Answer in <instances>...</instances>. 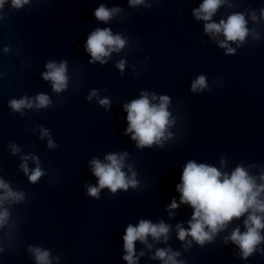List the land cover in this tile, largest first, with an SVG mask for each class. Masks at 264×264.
Wrapping results in <instances>:
<instances>
[{
	"label": "clouds",
	"instance_id": "obj_1",
	"mask_svg": "<svg viewBox=\"0 0 264 264\" xmlns=\"http://www.w3.org/2000/svg\"><path fill=\"white\" fill-rule=\"evenodd\" d=\"M6 0H0V9H3ZM130 7L144 4V0H128ZM225 3V0H203L199 7L194 8L192 16L197 21H203L204 33L211 36L214 40L217 36L223 35L224 39L217 41L218 46L225 49L226 55H235L236 48L230 46L235 43L237 48L242 47L246 43V38L251 34L253 40L259 39V33L256 30L249 29L248 19L242 12H233L226 19L219 22L213 20L218 9ZM29 4V0H11L13 9H21L24 5ZM228 4V7H232ZM123 10L119 7L111 9L100 5L94 12V16L98 21L108 22L114 16L119 15ZM250 19L259 23L264 19V8L260 9L257 16L255 10L249 13ZM0 14V19H3ZM127 44V40L120 34H113L110 28H96L87 37L84 49L90 54L89 63L99 61L101 65L107 61L105 57H109L111 52H119ZM8 51V48H5ZM125 61L121 60L117 63V67L123 72ZM47 69L41 73L42 79L51 81L52 91L59 94L67 88L68 76L67 62L62 61L59 65L55 62L48 61L45 64ZM208 88L207 77L199 75L191 84V91L196 92ZM97 90H93L87 100H91L96 96ZM148 93H142L139 99L133 100L124 105L127 112L128 127L124 135L132 133L131 139L137 142L138 148L151 147L153 144L163 146L161 141L166 138L170 124H174L175 120H170V112L168 105L170 98L167 95L159 97V104H152L148 98ZM157 97L152 95V99ZM98 103L107 108L110 100L105 97L99 99ZM52 104L47 94L39 93L34 98L24 96L23 98L11 99L9 108L13 112L24 113L22 109L35 108L45 109ZM168 133L167 138H171ZM50 133L47 129L41 128L40 138L49 137ZM10 151L16 155L21 149L16 144H10ZM47 147L53 149L58 145L48 139ZM127 152L121 154H109L106 160L109 163H102L98 159L91 160L92 173L98 178L97 186L85 185L86 194L90 197L99 199L102 189H109L111 193H117L118 189L128 190L129 187L135 189L138 181L135 179V173L129 178L122 171L124 167ZM19 165L20 171L27 177L30 184L36 185L46 172L41 167V162L36 155L27 154L21 156ZM28 160H32L35 164L34 168H29ZM224 164V161H221ZM250 167H256L251 165ZM259 181V182H258ZM176 191L180 193V203L190 205L193 209L191 219L187 221L188 227L183 224H177V236L182 242L187 240L185 250L191 247L192 241L203 247L206 242L214 243L215 237L222 231L226 230L228 225L234 220L244 218L243 228L241 231L239 226L232 229L230 234L224 238L223 243L227 245L229 241L239 248L238 255L243 260H248L255 254L264 257V169H260L259 176L253 175L242 164H238L229 174L222 172L216 167L208 164H197L195 161H189L183 168L181 175V183L176 185ZM27 200V193L22 189H14L10 181L0 176V230L7 228L10 232L16 228V221L13 219L11 208L21 205ZM179 205L173 199L168 206L169 216H173L172 210L177 209ZM171 225L166 224L163 220L153 223L150 220L141 219L135 226L128 224L123 235V248L125 255L123 259L128 264H136L137 255L135 252V242L140 241L151 249L152 245L148 243L147 238L151 236L155 242L161 239L166 243L169 238ZM5 249L0 247V252ZM27 252L35 259L36 264H52L50 259L51 252L42 249L40 246L29 245ZM141 256L144 252L141 251ZM179 251H173L169 248H160L155 251L152 259H159L163 264H185L183 260H177L180 256ZM59 259V257H55Z\"/></svg>",
	"mask_w": 264,
	"mask_h": 264
}]
</instances>
